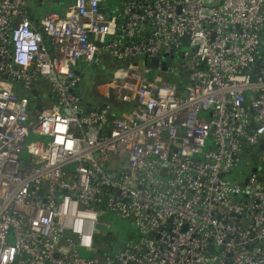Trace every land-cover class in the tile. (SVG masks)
Listing matches in <instances>:
<instances>
[{
    "label": "built area",
    "instance_id": "1",
    "mask_svg": "<svg viewBox=\"0 0 264 264\" xmlns=\"http://www.w3.org/2000/svg\"><path fill=\"white\" fill-rule=\"evenodd\" d=\"M52 1L0 0V264H264V0ZM101 54L121 116L75 91ZM105 211L141 237L100 260Z\"/></svg>",
    "mask_w": 264,
    "mask_h": 264
},
{
    "label": "rangeland",
    "instance_id": "2",
    "mask_svg": "<svg viewBox=\"0 0 264 264\" xmlns=\"http://www.w3.org/2000/svg\"><path fill=\"white\" fill-rule=\"evenodd\" d=\"M59 2L56 3H50L47 5H39L37 8V12L35 13L36 17H40L44 14H48L50 12H58L63 13L67 6L73 2V0H58ZM107 4L109 5L110 12H116L119 9V0H107ZM107 59V67L101 68L93 66L92 63L85 62L80 65L81 73H82V90L79 91V94L81 96V107L85 108L86 103L88 101L93 100L94 98V83L97 81V74L100 70V73L104 76L112 75L113 72L117 69H125L128 67V64L130 61L122 62V61H115L110 58ZM179 59L178 53H176L175 57L173 59H168V63L172 64L175 62V60ZM141 60V58L138 60V62ZM105 61V59H104ZM168 74V73H167ZM169 78L171 75H168ZM117 105H119L116 102ZM36 105V104H35ZM34 105V106H35ZM49 103L45 98L39 97V109H44L49 107ZM114 111L119 115L122 113L118 108H114ZM123 112H127V110H124ZM40 139H43L39 135L30 133L27 138V143L30 144L32 142L38 141ZM29 153L25 149L22 153L23 159H28ZM250 166L247 164H243L237 168L240 172L243 173L240 179H242L245 175L249 173ZM231 177V175L229 176ZM96 229H97V236L99 239H101L102 243L105 242V245H111L113 248H121L126 243L137 241L141 237V233L139 232V229L134 224L133 219L131 217L129 218H118L112 213L109 212H101L98 217ZM81 256H88L87 253L84 251H80Z\"/></svg>",
    "mask_w": 264,
    "mask_h": 264
},
{
    "label": "trees",
    "instance_id": "3",
    "mask_svg": "<svg viewBox=\"0 0 264 264\" xmlns=\"http://www.w3.org/2000/svg\"><path fill=\"white\" fill-rule=\"evenodd\" d=\"M54 2H56V3H58L59 1L58 0H53L52 2H50V3H54ZM49 3V4H50ZM44 5H47V4H44ZM30 18L32 19V20H34L35 21V23H36V21H37V17L36 16H34V15H32V13L30 14ZM34 27H36L41 33H42V37H43V40L45 41V42H47V35L43 32V29H42V26L41 25H34ZM118 38H122V34H118V35H116ZM136 40V38L135 37H133V38H130V39H127V40H124L123 39V41H127V42H133V41H135ZM102 58H104L105 59V61H103L101 64H100V69L101 68H105L106 69V67H107V59L106 58H108L107 56H104V57H102ZM83 62H81V64H82ZM146 63H148V61H146ZM79 76H80V80H79V82L77 83V85H76V89H75V91L78 93V95L80 96V94H79V91H81L82 89V86H81V83H82V73L80 72L79 73ZM97 81L98 82H105V81H107V80H109L110 78H111V74L109 75V76H104L103 74H102V72L100 73V70L98 71V74H97ZM44 88H45V86H44V84L43 83H38V85L36 84V86L34 87V89H33V91H30V92H24V91H22L21 89H20V87H18V86H15L14 87V90H15V92L19 95V96H23V95H27L28 97H29V99H30V104H31V107L33 108V109H35V110H40L39 109V97H41L42 99L43 98H45L46 100H47V98L49 97V92H47V91H45L44 90ZM81 97V96H80ZM48 102V101H47ZM49 103V102H48ZM36 104V105H35ZM35 105V106H34ZM84 109V111H89L91 108H89V107H85V108H83ZM102 240L101 239H99V237L98 236H96V238H95V243H96V245L98 246V250L95 252V256H97L100 260H103L105 257H107V256H110V255H112L118 248H113V247H111V245H105L104 243L105 242H101Z\"/></svg>",
    "mask_w": 264,
    "mask_h": 264
},
{
    "label": "crops",
    "instance_id": "4",
    "mask_svg": "<svg viewBox=\"0 0 264 264\" xmlns=\"http://www.w3.org/2000/svg\"><path fill=\"white\" fill-rule=\"evenodd\" d=\"M102 57L104 56H107L106 54H101ZM104 59V58H103ZM81 62L85 63L86 61H79L75 66H74V70H79L81 72V68H80V65H81ZM103 62V61H102ZM101 62V63H102ZM100 63V64H101ZM100 64L99 65H94L93 66H97V67H100ZM103 82H98L96 81L94 83V98L93 100L91 101H88L86 103V107H89V108H94V107H97L99 106L100 104H103V103H108L111 107V111L113 114H115V116H121L122 113H124L123 111L124 110H127V111H130V108L129 106H126V105H122L120 103H118L119 105L116 104V101L113 99V96L108 92V89L105 85L102 84ZM47 101L49 102V97L47 98ZM81 103H82V100H81ZM118 108L120 111H122V113H120L119 115L114 111V108Z\"/></svg>",
    "mask_w": 264,
    "mask_h": 264
},
{
    "label": "water",
    "instance_id": "5",
    "mask_svg": "<svg viewBox=\"0 0 264 264\" xmlns=\"http://www.w3.org/2000/svg\"><path fill=\"white\" fill-rule=\"evenodd\" d=\"M163 57H165V55H163ZM81 61H83V59H81ZM144 61H145V62L147 61L146 58H144ZM150 62H151L152 65H157V63H158V58H152ZM162 67H163V68L166 67V63H165V62H162ZM75 72H76L77 74L80 73L79 70H75Z\"/></svg>",
    "mask_w": 264,
    "mask_h": 264
}]
</instances>
